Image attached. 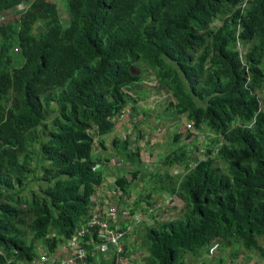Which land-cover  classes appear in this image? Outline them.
Returning <instances> with one entry per match:
<instances>
[{
    "label": "trees",
    "instance_id": "16d2710c",
    "mask_svg": "<svg viewBox=\"0 0 264 264\" xmlns=\"http://www.w3.org/2000/svg\"><path fill=\"white\" fill-rule=\"evenodd\" d=\"M3 13L16 19L0 24V264L69 244L105 183L110 159L96 150L132 120L142 98L132 90L153 82L188 129L170 127L158 152H172L154 157V174L129 135L113 137L133 176L115 178L118 206L130 208L143 174L149 207L155 195L183 207L141 227L147 255L130 264H220L234 247L232 258L264 255V0H0Z\"/></svg>",
    "mask_w": 264,
    "mask_h": 264
},
{
    "label": "rangeland",
    "instance_id": "374dc122",
    "mask_svg": "<svg viewBox=\"0 0 264 264\" xmlns=\"http://www.w3.org/2000/svg\"><path fill=\"white\" fill-rule=\"evenodd\" d=\"M48 1L54 2V0H48ZM22 8L24 7L19 6L17 10L22 9ZM9 15L11 14H5V13L0 14V24L5 23L6 20H9V18L16 19V17H12V16L7 17ZM58 15L59 17H61V19H66L67 17L63 13V10L61 9V7H59ZM156 84L154 82L152 84L145 83L139 86L138 88L135 87V89L132 90L133 95L139 94V96H142L141 100H139L136 104L137 105L136 113L134 115H131L132 120L131 119L127 120L126 118H124L123 120L118 121L115 127V132L105 136V140L107 141V143L111 144L112 139L115 136L124 138L126 134L130 135L131 141L136 143L135 147L141 146L144 149L142 151H143L144 159L146 160V162H143L141 164L142 165L141 169L146 172L152 173V174L155 173L154 169L157 166V165H154L153 163L154 157L157 154V152L160 149H162L163 144L167 143V145H169L170 144L169 142L171 141L173 137V133L175 134L176 131L178 132L181 131L183 132V134H185L188 129V123L186 121V118H183L180 121V123H178V121L174 119L173 116H170L168 112H166L168 103L172 101L173 99H171L172 97H170L168 93H164V92L160 93L157 91L155 92V89L158 87V85ZM259 96L260 98H262L261 94H259ZM176 124H181L178 128L175 127L176 131L170 129V127ZM117 128L118 129L120 128V130H118V133H116ZM138 129H143V132H142L143 136L138 135ZM196 136H197L196 142H199V143L207 142L209 138V136H206L203 132L197 134ZM186 142L188 143L192 142V138L188 139ZM190 147L191 145L189 144L188 149H190ZM170 152L172 151L170 150V147H168L167 152L163 154H159V156H161V158L163 159ZM153 153H154V157L152 156ZM114 154L115 153H113V155ZM187 154L191 155L190 152L188 151H187ZM193 155L194 154H192V156ZM117 160H118V157L115 154L114 157L110 159V162H108V165H110V168H112V170L110 169H108V171L106 170V174L108 175L107 179L112 183V185L109 183L107 184L109 187L107 193L111 198H114V199L115 198L118 199V190H114V187H113L115 183V178H116V171H118V175H123V176L126 175L128 181H131L133 177L132 174H129V172H131L132 170L128 168H123L127 165H124L122 162H119V160L118 161ZM116 162H118L121 168L125 170L122 171L120 169V166L118 165L115 166ZM112 171H115V172L113 173ZM31 186H33V184H31ZM129 187L131 188V185ZM147 187H148L147 191L144 190V185L143 186L133 185L131 190L129 188L130 196L126 200V202L130 204V208L134 207L135 206L134 203H137V202H141V205H139V207H136V208L134 207L135 211L133 215H131V219L127 217L128 220L124 222V226L128 228V234L130 235L134 233L133 236H128L126 240H124L125 243L123 242L125 246H128V247L131 246V248H129L128 250V254H126L127 258H123V255H122L121 256L122 259L119 260L120 262H124V263L127 260L126 264H130L131 262H135V263L139 262L143 259L145 255H147L146 248L144 247V233L141 230V227H143L146 222L148 223H151V221L152 223L154 221L163 222L165 220L172 219L174 218L173 216L177 215V213L183 207V202L180 199L172 198L171 196H168V195H163L161 199L154 202V205H156V207H151V206L149 207L146 197L149 194L150 189L152 187L149 188V186L146 185L145 189ZM130 208L129 207L124 208V207L118 206V212L119 213L121 212L125 213V211L130 212ZM145 208L146 209L150 208L147 213L142 211ZM159 209H162V210L159 211ZM175 210H178V211H175ZM129 212H127V214H129ZM150 213L156 216V220L154 219L153 216L150 215ZM142 219L143 221H141ZM145 219L149 221H146ZM65 247L68 248L67 246ZM117 251H118V254H120L119 252H121V250H117ZM238 251H239L238 248L236 247L232 248L229 252L226 253L227 257L221 262V264H231L232 255H235V253ZM37 252L46 253V250L44 251V249H42L37 244ZM66 252H69V250ZM228 255L230 256L228 257ZM240 256L246 257V255L243 253ZM255 256H259V255L254 253L253 258ZM255 258L257 260L260 257H255ZM199 260L207 261V257H201L197 261ZM95 264H98V262H96ZM185 264H197V262L193 258L191 259L189 258L186 260Z\"/></svg>",
    "mask_w": 264,
    "mask_h": 264
},
{
    "label": "crops",
    "instance_id": "0c3cea01",
    "mask_svg": "<svg viewBox=\"0 0 264 264\" xmlns=\"http://www.w3.org/2000/svg\"><path fill=\"white\" fill-rule=\"evenodd\" d=\"M180 125L181 124H177L176 128H178ZM118 130H120V128L116 129V133H118ZM127 135L128 134H126V136ZM129 137L131 139L130 135H129ZM107 145L109 146L108 151L98 149L95 152V156L101 157V158L112 159L115 155V154L113 155V153H116L114 150L115 146L112 143L111 144L107 143ZM138 147H139V149H141V151L144 150L143 147H141V146H138ZM138 147H137V149H138ZM141 154L143 156L142 162H146V160L144 159L143 151L141 152ZM157 154H159V152H157ZM152 156L154 157V153ZM116 165H118V162H116L115 166ZM108 169L112 170V168H110V165H108V163H107L105 168H104V173H103V174H105V183L103 184V186L98 188L96 190L95 194L93 195L92 202L94 203V206H92V209L89 213L90 218H88V221L85 224H83L82 226H80L75 231V233L73 234V238L69 241V244H65L66 243L65 242L64 244H62V246H59L52 255L47 254V252L46 253H38L39 259L42 256H45V257L50 258V260L55 261V264H72L71 261L75 258V252H76V250H78L80 248L84 251L85 256H87V254H88V255H90V257L93 258V260L87 261L86 257H85V260L81 264H95L96 262H98V264L106 263V262L112 261L115 257H116V261L118 263V257H121L122 254H118L117 249L115 248V246H113L111 241L108 242L106 240L99 238L100 229H97V232H96L97 241L94 240L95 237H93V238L89 237L87 239L85 238V235L87 233H89V232L92 233L90 227L88 226L89 222L91 220H97L100 222H104L106 215L110 211L111 208H115L117 210V214L115 216V219L111 221L113 228H115V229L124 228L125 229L126 227L124 226V222L128 220L127 217H129L131 219L129 211H125V213L124 212L118 213V199L115 198V201H113L114 198H111L107 193V191L109 189L107 184L109 183L112 185V183L107 179L108 175L106 174V170L108 171ZM112 172L114 173L115 171H112ZM142 175L143 174L138 175V177H136L134 179L133 183L135 186L136 185L137 186L138 185H141V186L144 185V190L147 191L148 189H145L146 185L144 184L145 178ZM117 176H118V171H116V177ZM113 187H114V185H113ZM114 190H118V189L114 187ZM111 191H113V190H111ZM155 196H156V198H155ZM155 196L152 200V203L161 199V197L163 195L161 197H159L157 195H155ZM172 198H178V197H172ZM154 207H156V205H154ZM160 210H162V209H159V211ZM130 211H131V208H130ZM127 212H129V214H127ZM150 215L153 216L154 219L156 220V216H154V214L151 213ZM145 220L149 221L147 219H145ZM141 221H143V219ZM141 221H139V222H141ZM165 221H168V220H165ZM131 223H133V222H131ZM146 223L148 225H152V221H151V223H148V222H146ZM83 229H86V231L84 232V234L81 237L80 234H81V231ZM133 235H134V233H132L130 235L128 234L127 237L133 236ZM83 236H84V238H83ZM82 242H85V243L82 244ZM65 246H67L68 248H66ZM262 246L264 247V241L262 243ZM87 247H91L92 249H88ZM68 250H69V252H66ZM253 254L254 253H252V254L250 253V257H248V256H246V257L234 256L231 260V264H264V255L260 256L258 254L259 256H255V257H260V258L256 260L255 257L253 258ZM229 256L230 255H228V257ZM121 259H122V257H121ZM22 264H24V263H22ZM32 264H37V263L33 262ZM220 264H221V262H220Z\"/></svg>",
    "mask_w": 264,
    "mask_h": 264
},
{
    "label": "built area",
    "instance_id": "2783aa9c",
    "mask_svg": "<svg viewBox=\"0 0 264 264\" xmlns=\"http://www.w3.org/2000/svg\"><path fill=\"white\" fill-rule=\"evenodd\" d=\"M119 213V212H118ZM117 214V210L115 208H111L110 211L107 213L105 221L100 222L97 220H91L88 224L90 228L97 227L100 229L99 238L104 239L106 241H111L113 246L117 248V250H121L119 252L122 254V243L125 240V237L128 235V228H125L124 231H120L118 229H115L112 227L111 221L115 219V216ZM86 229H83L81 231L80 236L84 234ZM85 253L82 249H78L75 252V258L71 261L72 264H81L85 260ZM36 263L38 264H55L53 260H50L49 258L42 256L40 260H37Z\"/></svg>",
    "mask_w": 264,
    "mask_h": 264
},
{
    "label": "clouds",
    "instance_id": "9594fccd",
    "mask_svg": "<svg viewBox=\"0 0 264 264\" xmlns=\"http://www.w3.org/2000/svg\"><path fill=\"white\" fill-rule=\"evenodd\" d=\"M131 146H136L135 143L133 142Z\"/></svg>",
    "mask_w": 264,
    "mask_h": 264
}]
</instances>
